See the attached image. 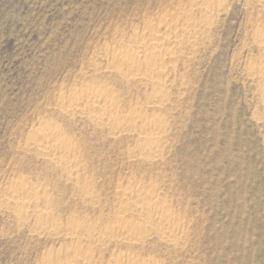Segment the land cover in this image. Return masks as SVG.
Returning <instances> with one entry per match:
<instances>
[{
    "label": "rangeland",
    "instance_id": "rangeland-1",
    "mask_svg": "<svg viewBox=\"0 0 264 264\" xmlns=\"http://www.w3.org/2000/svg\"><path fill=\"white\" fill-rule=\"evenodd\" d=\"M178 1L0 0V197L11 179L29 178L45 182L51 193L57 187L52 194L60 205L53 209L62 223L94 217L101 209L111 216L116 184L146 171L172 210L190 221V229L182 250L155 238L131 252L163 258L165 264H264V74L254 68L264 65V51L254 37L264 26L259 1L226 0L228 8L192 60L180 64L170 87L175 103L166 112L172 125L169 145L164 144L165 158L158 164L133 166L127 161V140L115 142L81 118L69 121L52 111L62 91L85 84L94 62L102 65L97 56L111 46L117 27H139L144 16L179 8ZM104 69L105 83L127 91L124 105L137 98L146 103L144 87L122 83ZM41 118L60 121L82 142L101 204L78 200L49 164L23 151L27 131ZM8 209L0 201V264H41L48 253L66 251L64 236L38 234L32 219L20 222ZM124 251L105 244L97 259L104 264Z\"/></svg>",
    "mask_w": 264,
    "mask_h": 264
},
{
    "label": "bare ground",
    "instance_id": "bare-ground-1",
    "mask_svg": "<svg viewBox=\"0 0 264 264\" xmlns=\"http://www.w3.org/2000/svg\"><path fill=\"white\" fill-rule=\"evenodd\" d=\"M257 1L264 12V0ZM176 6L180 7L161 11L157 17L144 16L139 27L132 26L129 30L117 27L116 37L112 35L115 40L111 46L97 56L102 65L94 62L95 68L93 73H88L86 83L68 88V92L62 91L52 106V111L65 119L75 121L81 118L96 132L107 134L115 142L127 140V161L133 166H153L165 158V145L172 126L166 112L168 106L175 103L170 89L175 84L178 68L180 64L184 66L192 60L191 56L203 44L202 39L208 35L216 18L228 8L226 0H180ZM254 37L264 51V26L256 30ZM254 68L264 74V65ZM101 69L122 83L136 85V88L144 87L146 103L137 98L135 102L132 100L124 105L127 91L122 92L113 84L105 83ZM181 84L184 85V82ZM59 122L41 118L36 125L28 128V139L23 151L49 164L65 184L73 189L75 195L77 192L78 200L95 206L101 204V193L94 183L96 180L89 174L91 170L88 171L89 166L82 153V142L69 135ZM145 172L127 174L129 176L125 179L122 176L124 180L118 183V187L117 184L115 186L118 188L117 201H113L115 203L111 210L114 214L111 216L102 213L101 209L94 217L87 215L77 219L75 216L62 223L61 218H57V210L53 209L57 198L52 193L57 187L52 185L54 189L51 193L48 186H42L46 185L44 181L40 185L29 182V178L11 177L13 179L4 188L0 201L20 222L32 219L36 233L64 236L63 239L67 241L66 251L48 253L41 264H102L97 255L102 253L105 244L119 245L128 252L114 253L104 264H165L163 258L149 259L131 251L144 247L149 239L155 238L168 247L182 250L186 245L182 241L189 224L186 222L190 221L184 222L181 217L183 213L180 216L172 210L174 208L168 204L169 199L166 200V196L161 194L156 179L148 178ZM155 177L158 179L161 176ZM59 205L54 204L55 207Z\"/></svg>",
    "mask_w": 264,
    "mask_h": 264
}]
</instances>
